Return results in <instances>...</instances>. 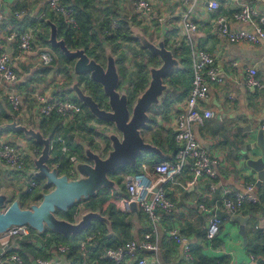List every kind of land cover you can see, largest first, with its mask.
Returning <instances> with one entry per match:
<instances>
[{
    "label": "crops",
    "instance_id": "0c3cea01",
    "mask_svg": "<svg viewBox=\"0 0 264 264\" xmlns=\"http://www.w3.org/2000/svg\"><path fill=\"white\" fill-rule=\"evenodd\" d=\"M59 1L65 5L63 0ZM69 1L68 4L75 3V0ZM133 1L87 0L79 2L76 8L89 15L91 28L94 31L105 24L109 27L112 19L119 18L126 22V26L130 21L146 30L147 33L152 32L153 34L149 35L155 39L160 24L165 22L168 26L167 34L174 33L173 36L181 40L182 52L178 55L181 66L174 68L167 77L169 88L166 90L161 104L150 108L148 125L142 131L145 140L157 145L166 156L159 157L148 151L143 152L138 156L135 166L123 165L119 167L122 171L114 176L111 173L110 176L117 180L119 188L116 190L108 187L107 190H102L101 195L107 193V198L99 205L101 212L107 214L112 220L113 234H109L103 224L104 234L102 233L94 239L97 241L95 250L90 244L87 245L88 252L91 257H94L104 246L114 247L128 240H133L137 244L149 241L155 245V249L137 247L135 253L126 254L120 264H136V258L141 255L145 256L152 264H264V239L260 232L253 228L254 223L263 222L261 218L264 211L263 183L259 187H255V192L263 203L256 206H244L238 213H234L246 216L244 222L245 242L239 231V220L231 218L232 214L223 209L219 211L221 216L219 231L212 240H208L205 237L208 215L199 208V203L209 204L222 191L226 190L229 195H232L235 191L243 190L247 181L256 179V175L250 171L249 167H242L241 164L242 152L246 149L247 142L254 140L257 130L260 129V122L264 120V40L254 43L243 40L229 42L217 33L214 16L215 14H224L234 29L253 30L250 24L236 22L232 14L236 10L238 2H248L254 9L263 12L264 0H237L236 2L219 0V6L215 10H209L204 0H195L189 6H186L182 0H149L151 8L145 21L138 17L133 7ZM65 6L67 7V5ZM0 9V49L9 53L11 64L17 74V80L13 86L25 92L19 109L13 110L7 97V85L0 80V139L22 148L25 151V159L29 161L25 169L16 171L0 160V190L9 192L12 198L25 196L26 204L38 201L40 192L47 190V187L39 186L42 184L39 182L35 188L36 198L28 200L26 197L28 193L24 191V180L33 176L34 170L30 154L38 144L31 137L22 134L21 131L2 127V124L11 120L10 112L14 113L19 123L32 127L40 126L42 121H47L46 117L40 116L35 111L37 103L33 98V92L50 98L67 95L74 99L67 90L70 80L68 75L70 61L65 60L59 49L50 46L47 42L49 27L45 19H51L52 16L63 21L61 16L48 5V0H1ZM72 11L74 14L75 11ZM185 12L196 25L194 30H185L180 26L181 17ZM26 28H31L35 35L31 48L21 50L16 42L6 39L8 33ZM78 31L79 29L77 33ZM127 31L130 36L128 28ZM58 36L61 35L58 34ZM98 37L99 41L103 39L101 34ZM168 40L169 37L166 39V43ZM117 43L114 52L118 57L120 77L121 80L127 78L123 84L131 87L136 79L130 78L133 72H131L127 61L131 60L132 55L134 58L138 55V46L136 45L139 43L131 36L130 38L120 36ZM94 44L93 40H89L86 50L89 51V48ZM191 48H202L209 52L214 58L218 75L222 78L220 82H208L207 94L201 100V107L209 108L212 114L203 123L193 127L201 146L210 156L218 160L217 177L211 180L202 176L195 184L184 187L183 185L189 178V172L184 168L176 177V180L181 184L167 182L164 185L166 194L173 203L171 210L163 212L160 220L156 224H152L147 215L136 206L133 210L129 205L127 207L121 205V198L126 196L124 179L126 175L132 173L130 168L134 167L137 170L141 163L170 159L176 151L174 115L185 105L190 89ZM97 51L100 54L101 49L97 48ZM138 61L140 60L135 61L136 65ZM248 67L255 68V76L258 78L260 86L245 84ZM136 68L139 70L138 65ZM136 78H138V74ZM88 114L87 111L85 116L76 118L74 122H69L65 126L60 125L62 128L68 129L65 134L67 139L61 136L67 142L69 152L72 142L77 143L80 139L87 141L93 148H99L98 140L101 138L98 128L100 126L96 125L93 119L88 117ZM50 126L52 128L54 124ZM53 138L51 137V139ZM102 142L104 149L106 143L103 140ZM54 153L55 151L52 150L51 154ZM70 154L76 155L71 152ZM64 160L69 161L66 158L62 159V161ZM211 182L216 185L214 191L208 188ZM122 183L124 184L122 185ZM110 203L113 205V210L110 208ZM110 211L117 213L118 221L116 223L111 218ZM98 223L94 222L91 226H97L101 230ZM171 228H176L186 238L185 242L189 246L190 257L186 256L183 243L176 242L168 234V230ZM83 232L74 238L75 242L79 243L87 233L86 230ZM55 239L56 235L52 231L44 232L43 235H37L31 231L25 238L15 240L12 249L20 255L23 264H39L36 262L37 258L47 260L49 264L56 261L59 264H73L74 258L69 251L62 252L56 249L55 242L57 241ZM23 256L26 257V260ZM79 257L80 254L75 259V264ZM1 264H7V262ZM92 264L114 263L110 260H96Z\"/></svg>",
    "mask_w": 264,
    "mask_h": 264
},
{
    "label": "built area",
    "instance_id": "2783aa9c",
    "mask_svg": "<svg viewBox=\"0 0 264 264\" xmlns=\"http://www.w3.org/2000/svg\"><path fill=\"white\" fill-rule=\"evenodd\" d=\"M186 6L192 5L195 0H182ZM209 10H215L219 6V0H204ZM236 2L237 0H232ZM1 5V0H0ZM48 5L53 11L59 14L63 22L72 29H77L78 25L74 18L73 9L66 7L59 0H48ZM133 7L138 17L145 21L149 16V0H134ZM233 19L241 24H250L253 30L245 28L234 29L230 26L227 16L224 14H215L214 23L217 33L229 42L248 41L251 43L264 40V11L260 12L254 9L248 2H238L236 10L232 14ZM1 18V9H0ZM119 18H114L109 24L108 34L115 32L121 26ZM180 26L185 30H194L196 25L189 19L187 12L183 13ZM150 34H153L150 32ZM174 34V33H173ZM166 34L169 37L166 45L171 48L175 55L182 52L181 40ZM31 28L19 29L6 35V39L17 43L21 50L31 48L34 39ZM192 76L190 80V89L186 97L185 105L174 115V138L177 143V149L172 158L141 163L135 172L125 176L126 196L122 197L120 203L127 207L130 202L144 212L152 224H156L163 212H169L172 208V201L166 194L164 185L167 182L180 183L176 177L186 168L189 172V178L186 180L184 187L193 185L198 182L199 178L206 176L211 180L217 177L216 165L218 160L210 156L197 140L193 127L203 123L205 119L211 116L209 108L201 107V100L206 97L208 82H220L222 78L218 75V70L214 65L213 56L202 48L190 49ZM255 68L246 69L245 84L247 86H260L258 78L255 76ZM0 80L7 85V97L13 110H18L24 91L13 86L17 80V74L11 64L9 53L0 49ZM33 98L36 101L35 111L42 117L51 115L59 116V125L65 126L69 122H74L76 118H81L87 113V109L75 99H70L67 95H60L50 98L43 94L33 92ZM260 128L264 130V120L260 122ZM51 159L48 160L49 166L59 168L63 158L72 162L76 155L69 152V146L65 139L56 135L50 140ZM33 154L39 153V147L35 146ZM25 151L17 145L6 140L0 139V160L16 171H22L29 163L24 157ZM72 175V168L67 172ZM25 179V178H24ZM255 180L247 181L244 189L235 191L232 195L222 191L209 204L199 203V208L206 212L208 219L206 221L205 237L212 240L219 231L221 216L219 211L226 210L229 214L238 213L244 206H256L263 203L255 192ZM38 179L30 176L24 180L25 192L33 193L38 186ZM181 184V183H180ZM209 190L214 191L216 185L211 182ZM85 209V206L74 205L70 217L75 220L79 213ZM262 223H254L253 228L258 230L264 239V211L261 215ZM32 231L28 224H12L0 233V264H23L20 255L8 249L13 247L15 240L25 238ZM168 234L176 241L183 243V248L187 257H190L189 246L185 242L186 238L178 232L176 228L168 230ZM101 235V230L95 228L88 231L81 238L78 245L80 254L77 264H92L96 260H110L114 264L123 262L126 254H134L137 247L144 249H155V245L149 241L136 243L133 240L123 242L118 246H104L94 257L90 256L87 245L93 248L97 241L94 239ZM56 249L62 252H68V245L64 243L56 244ZM39 264H49L47 260L37 258ZM53 264H59L56 261ZM136 264H152L145 256H138ZM206 264V263H196Z\"/></svg>",
    "mask_w": 264,
    "mask_h": 264
},
{
    "label": "water",
    "instance_id": "95a60500",
    "mask_svg": "<svg viewBox=\"0 0 264 264\" xmlns=\"http://www.w3.org/2000/svg\"><path fill=\"white\" fill-rule=\"evenodd\" d=\"M49 32L47 42L59 49L63 58L70 61L68 69L69 84L67 90L80 102L92 116L98 128L99 136L106 141V147H92L85 140H78L76 159L72 162V175L59 172L55 166H49L51 159L50 134H44L39 126L21 124L14 113L11 120L2 124L21 131L40 145L39 153L30 154L33 165V177L47 187L40 192L38 201L21 204L20 197H13L9 192L0 190V233L12 224H28L36 233L46 230L61 235L82 233L94 222H102L109 234H113L112 220L100 207L85 208L78 217L60 215L78 201L96 195L99 189H118L117 180L111 173L120 166H135L138 156L151 152L159 157L166 155L161 149L145 140L142 131L148 125L149 111L152 106L160 105L169 88L167 77L181 62L171 48L166 45L167 24L162 22L154 39L140 26L127 22L130 36L137 40L144 49L148 60L144 63L146 83L133 94L130 86L121 84L118 57L111 45L103 38L100 54H89L84 46L70 47L65 39L58 36V28L51 19H45ZM155 59L156 63L151 62ZM92 83V84H91ZM242 167H249L256 176L255 184L264 185V130L258 129L254 140L248 141L242 152ZM129 206L135 210V203ZM239 220V231L243 236L246 216L232 214Z\"/></svg>",
    "mask_w": 264,
    "mask_h": 264
},
{
    "label": "trees",
    "instance_id": "16d2710c",
    "mask_svg": "<svg viewBox=\"0 0 264 264\" xmlns=\"http://www.w3.org/2000/svg\"><path fill=\"white\" fill-rule=\"evenodd\" d=\"M87 0H75V3H70L68 4L70 1L69 0H63V3L65 5H67L68 7H71L74 11H75V15L74 18L77 22V29H72L69 26H67L63 21L55 19L51 16V19L53 21H55V23L57 24V28H58V34L63 36L67 45L70 47H78V46H84L87 49V42L89 40H93L95 42V44L93 46H91L89 48V51H87L89 54H93L96 57L98 56V51L97 48L101 49V42L99 41V37L98 35L101 34L102 38H104L112 47L113 51L116 49V46L118 45L117 40L118 38L124 37V38H130L128 31H127V26H126V22L125 21H121V26L120 28H118L115 32H112L110 34H108L107 30H109V27L107 26V24L100 26L98 28V30L94 31L91 28V21L89 19V15L87 13H85L82 10H79L76 8V6L78 5L79 2H86ZM76 16V17H75ZM125 27H124V26ZM79 29L78 33L77 30ZM79 35V36H78ZM80 35H82V37H80ZM88 40V41H87ZM66 59V58H65ZM151 62L156 63L155 59H151ZM138 68L141 70L142 68L145 71V64L140 60L137 62ZM146 73V71H145ZM138 78H136V80H134V82L131 85V89L133 94L139 90H141L144 87V75L143 74H138ZM92 84V83H91ZM90 118H92V116L90 114H88ZM50 118V119H49ZM49 119V120H48ZM59 116L57 115H51V117L47 118V121H42V123L40 124V129H42L41 131L44 134H48L51 133V137H55L56 135L60 134L62 136H65L66 132L68 131V129H64L62 128L59 123ZM46 122V124H45ZM51 124H54V127L51 128ZM83 127V126H81ZM67 139V138H66ZM39 149L40 146L38 145ZM79 150V146L77 143H75L74 141L72 142L71 148H70V152L71 153H78ZM59 172H68V169H71L70 166V162L69 161H62L61 164L59 165ZM131 172L136 171V168H130ZM103 189H106V187H103L101 189L98 190V192L96 193V195L89 197L87 199H84L85 203V208H91L94 209L96 207H100L99 204H101V202L107 198V193L105 195H101V191ZM27 197V196H26ZM21 199V204L24 205L25 204V196L20 197ZM74 206H72L68 212L62 213L59 212L60 215H64V216H68L70 218L71 215V210ZM110 208L111 210H113V205L112 203H110ZM111 212V211H110ZM117 214V213H116ZM114 212H111V218L114 220V223H116L118 221V217ZM98 223V222H97ZM98 225L101 226V234L103 233V231H105L104 227H103V223L99 222ZM99 227V226H98ZM97 228V226H90L88 228H86V232L91 231L93 229ZM103 228V229H102ZM84 230V231H85ZM33 232H35L32 229ZM45 232H51L50 230H46ZM36 233V232H35ZM44 233V232H43ZM42 234H38L37 235H43ZM84 233V232H83ZM56 235V244L59 243H64L67 244L69 249V253L70 255L74 258V263L75 264V259L78 257V242H75L74 238H76L77 236H79L80 234H76V235H61L59 233H54ZM104 234V233H103ZM13 248V247H12ZM8 249V252H11L13 249ZM93 250H95V247H93ZM26 260V257L23 256Z\"/></svg>",
    "mask_w": 264,
    "mask_h": 264
},
{
    "label": "rangeland",
    "instance_id": "374dc122",
    "mask_svg": "<svg viewBox=\"0 0 264 264\" xmlns=\"http://www.w3.org/2000/svg\"><path fill=\"white\" fill-rule=\"evenodd\" d=\"M136 46H138L137 48V51H138V55L134 58V55H132L131 56V60H128L127 61V64H128V62H129V64H128V66H130V69L132 70L131 72H133V74L130 76V78L131 79H136V76H137V74H143L144 75V79H145V82H144V84L146 83V75H147V73H145V71H144V69L142 68L141 70L139 69H137L136 67H137V65L135 64V61L138 59V60H142V62L143 63H145L149 58H148V56L145 54V51H144V49L143 48H141L140 47V45L139 44H137ZM134 59V60H133ZM65 75H67V74H65ZM123 76V75H122ZM139 76V75H138ZM124 81L126 82L127 81V78H124L123 80H121V84L120 85H123V83H124ZM71 99V98H70ZM104 141V140H103ZM98 142H99V149H101L102 148V144H103V142H102V139L101 140H98ZM106 142V141H105ZM101 147V148H100ZM120 171H122L121 169H119V167L117 168V169H115L113 172H112V174H113V176L114 175H116L118 172H120ZM112 177V176H111ZM124 183H122V185H123ZM39 186H42V184H40ZM103 190H107V189H103ZM36 190L33 192V193H29V194H27V200L28 199H34V198H36ZM85 201L84 200H81V201H78L77 203H75V205L77 204V205H82V206H85ZM26 205V204H25Z\"/></svg>",
    "mask_w": 264,
    "mask_h": 264
}]
</instances>
